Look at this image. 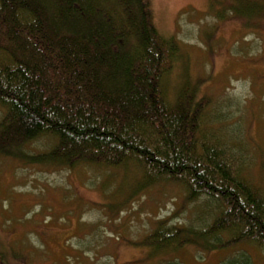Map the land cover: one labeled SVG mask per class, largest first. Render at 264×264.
<instances>
[{
  "label": "trees",
  "instance_id": "obj_1",
  "mask_svg": "<svg viewBox=\"0 0 264 264\" xmlns=\"http://www.w3.org/2000/svg\"><path fill=\"white\" fill-rule=\"evenodd\" d=\"M263 12L264 0H228L217 15L249 22ZM180 55L149 0H0V156L68 170L134 166L136 187L174 183L187 202L205 198L197 227L155 223L141 241L152 256L240 243L264 250V192L249 177L245 138L225 122L222 99L197 96L189 81L168 96ZM43 137L53 139L46 151L21 154ZM249 255L216 264H252ZM169 258L162 264H182Z\"/></svg>",
  "mask_w": 264,
  "mask_h": 264
},
{
  "label": "rangeland",
  "instance_id": "obj_2",
  "mask_svg": "<svg viewBox=\"0 0 264 264\" xmlns=\"http://www.w3.org/2000/svg\"><path fill=\"white\" fill-rule=\"evenodd\" d=\"M149 1L156 27L176 37L181 48L165 80L168 96L174 98L189 81L197 96L222 99L225 122L245 138L249 177L264 192V12L248 22L230 14L218 17L228 0ZM52 144L43 137L25 144L21 154L33 156ZM19 157L0 156L5 264H162L164 257L216 264L240 250L250 254L252 264H264V250L247 243L209 251L185 246L152 256L141 241L157 221L197 227L208 209L205 198L187 202L177 184L136 187L141 174L134 166L68 170Z\"/></svg>",
  "mask_w": 264,
  "mask_h": 264
},
{
  "label": "bare ground",
  "instance_id": "obj_3",
  "mask_svg": "<svg viewBox=\"0 0 264 264\" xmlns=\"http://www.w3.org/2000/svg\"><path fill=\"white\" fill-rule=\"evenodd\" d=\"M38 157V156H37Z\"/></svg>",
  "mask_w": 264,
  "mask_h": 264
}]
</instances>
